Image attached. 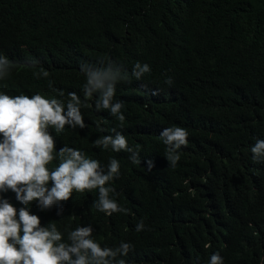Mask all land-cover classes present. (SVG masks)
<instances>
[{
	"label": "trees",
	"instance_id": "16d2710c",
	"mask_svg": "<svg viewBox=\"0 0 264 264\" xmlns=\"http://www.w3.org/2000/svg\"><path fill=\"white\" fill-rule=\"evenodd\" d=\"M0 56L12 63L0 91L64 101L69 92L84 100L81 64L110 58L121 68L123 122L89 101L85 129L52 134L57 151L68 145L103 166L119 161L111 187L129 212L99 225L97 236L106 246L134 245L126 264H208L215 251L223 264H264V162L251 152L264 140V0H0ZM137 62L151 68L140 79ZM42 70L49 77L37 79ZM172 126L189 133L175 168L164 166L160 137ZM113 128L139 150L140 164L94 146ZM91 202V191L73 192L63 216L34 204L31 212L65 232L100 217Z\"/></svg>",
	"mask_w": 264,
	"mask_h": 264
},
{
	"label": "clouds",
	"instance_id": "9594fccd",
	"mask_svg": "<svg viewBox=\"0 0 264 264\" xmlns=\"http://www.w3.org/2000/svg\"><path fill=\"white\" fill-rule=\"evenodd\" d=\"M12 63L0 56V80L6 79ZM86 76L83 85L84 100L76 92H69L66 101L46 98L39 92L9 95L0 91V264H126V257L134 245L121 241L111 247L99 242V225L108 226L109 220L119 217L117 213H128L125 201L117 202L111 187L114 178L120 175V163L112 158L103 166L97 158H88L78 148L63 145L56 150L53 132L70 129H85L81 108L94 101L97 112L107 110L120 122L125 120L124 104L115 98L116 84L123 79L121 68L105 58L99 66L81 64ZM151 71L150 65L137 62L132 75L140 79ZM48 78L49 72L42 70L36 78ZM171 84V78L165 81ZM52 88V82H49ZM54 91H56L54 89ZM155 94V93H153ZM59 97L64 92L59 90ZM102 121L96 122L97 132L103 133ZM114 135H103L93 144L103 150L130 153L129 160L140 164L139 150L129 147L125 135L115 128ZM157 133V131H155ZM188 131L179 126L164 128L160 137L166 146L165 158L175 168L180 160L179 150L188 144ZM253 160L264 162V140H257L251 147ZM56 161V166H50ZM149 171L152 163L148 161ZM91 191L92 210L100 213L94 222L74 223L61 232L55 223L41 225L38 215L31 212L34 204L40 211L56 208V215L63 216V205L73 192ZM14 194L21 207H15L6 194ZM207 218V213L205 215ZM143 221L135 230H144ZM210 246V245H209ZM208 264H223L218 251L210 256Z\"/></svg>",
	"mask_w": 264,
	"mask_h": 264
}]
</instances>
